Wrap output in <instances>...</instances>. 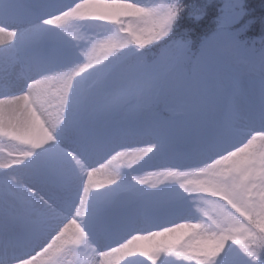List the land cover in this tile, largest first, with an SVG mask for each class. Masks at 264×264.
I'll return each instance as SVG.
<instances>
[{"label":"snow or ice","instance_id":"snow-or-ice-1","mask_svg":"<svg viewBox=\"0 0 264 264\" xmlns=\"http://www.w3.org/2000/svg\"><path fill=\"white\" fill-rule=\"evenodd\" d=\"M80 2L0 0V29L6 34L0 49L10 46L0 52V101L20 103L33 97L35 103L36 85L57 77L71 79L64 68L76 56L58 29L60 19ZM129 2L159 21L158 35L138 41L141 47L155 44V50L97 70L95 91L81 89L74 99L69 90L54 147L29 157L19 169L22 182L0 184V264H35L42 255L51 264H61L49 249L72 219L98 257L135 235L191 221L179 199L166 205V194L120 188L97 198L90 208L85 195L74 210L70 158L80 167L85 161L90 170L132 147L164 159L210 163L264 136V11L254 12L249 0H199L183 13L175 4L148 7L142 0ZM185 14L192 26L215 16L214 27L205 30L195 47L170 35L173 22ZM255 26L261 35L249 39L246 34ZM133 97L140 110L125 111ZM141 100H155L156 110L140 108ZM253 187L264 192L262 181L241 179L225 186L232 203H225L217 214L245 235L226 236L211 264H264V228L257 223L264 205ZM155 204L163 207L151 210Z\"/></svg>","mask_w":264,"mask_h":264},{"label":"rangeland","instance_id":"rangeland-1","mask_svg":"<svg viewBox=\"0 0 264 264\" xmlns=\"http://www.w3.org/2000/svg\"><path fill=\"white\" fill-rule=\"evenodd\" d=\"M173 1L142 0L143 5L148 7H156L161 3L172 4ZM59 22L62 27L58 31L72 46L76 56L64 68L71 79L57 77L43 85H36L35 103L33 97L24 98L20 103L5 104L0 101V184L15 186L22 182L19 169L29 163V157L34 152L47 153L54 147L53 136L61 133L56 125L69 90L74 99L81 89L95 91L99 86L97 70L105 69L125 57L146 53L138 41L150 40L159 33V21L149 18L142 7L129 0H81ZM4 38L6 34L0 29V39ZM175 40L185 42L189 38ZM9 48V45H5L0 52ZM76 66L77 69L72 71ZM85 67L90 70L92 79L82 84L79 79ZM156 103L155 100L147 103L140 101L141 108L145 110H156ZM137 107V99L133 97L125 105V111H138ZM160 111H164L162 107ZM262 138L257 135L240 151L231 152L214 164L199 159L195 162L177 160V163L172 159L174 162L169 163L165 159V163L158 164L162 168L157 166L158 169H155L152 164L150 166L151 157L143 164L141 159L144 154L129 147L136 158L135 163L118 158L109 165L102 163L93 167L98 168V172L92 175L93 168L89 170L85 162L86 172L80 177L78 169L73 167L72 158L69 159V167L75 177V184L69 191L75 201L74 210L84 200L80 191L87 177H91L88 188L93 187L96 196L91 201H85L89 208L97 198L120 188L151 196L166 194V205L179 199L184 215L191 217V221L143 234L142 237H145L135 243V250L127 254L120 255L118 249L113 248L98 257L94 245L83 243L82 235L72 219L53 242L49 254L61 264H97L98 259L103 264H211L213 254L225 242L226 236L239 239L245 235L243 230L235 231L217 214V210L225 203H232L226 194V185L231 186L241 179L249 183L264 182ZM251 191L264 205V192L258 193L255 187ZM161 207L163 205L155 204L151 210ZM240 214L249 219L243 209H240ZM260 217L262 220L258 218L257 223L264 228V211ZM35 264H51V260L42 255Z\"/></svg>","mask_w":264,"mask_h":264},{"label":"bare ground","instance_id":"bare-ground-1","mask_svg":"<svg viewBox=\"0 0 264 264\" xmlns=\"http://www.w3.org/2000/svg\"><path fill=\"white\" fill-rule=\"evenodd\" d=\"M81 64V63H80ZM78 66H80V65H78ZM78 66H76L74 69H72V71H75L76 69H77V67ZM81 77H80V79L79 80H81V83L83 84V83H85V82H89L92 78H90L91 76H92V74H90V70L88 69V68H84L83 70H82V72H81ZM90 79V80H89ZM44 83H46V82H44ZM44 83H41L40 85H43ZM39 85V84H38ZM25 98H30V97H25ZM142 106L140 105V108H141ZM137 109L138 110H140L138 107H137ZM260 136V135H259ZM262 137H264V136H262ZM262 139H264V138H262ZM240 149L241 148H239L238 150H236V151H234V153L235 152H238V151H240ZM144 154V153H143ZM231 153H229L228 155H226V156H229ZM143 158L141 159V161H142V163L143 164H145L146 163V161L149 159V157H151L152 159V161L150 162V166H151V164L153 165V168H155V169H158L157 168V166H159L160 168H162L161 167V164H163V163H165L164 162V158H161L157 153H154V154H151V155H146V154H144L143 156H142ZM118 158H123V159H125V162H127V160H130V161H132V162H134L135 163V161L134 160H136V158L134 157V155L130 152V150L129 149H126V150H124V151H122V152H119V153H117L116 155H114L113 157H111L110 159H108L107 161H105L104 162V164L105 165H109V163L111 162V161H114V160H117ZM224 157H221V158H219V159H216V160H213V161H211L210 163H212V164H214V162L215 163H219L220 161H222V159H223ZM71 159V158H70ZM72 160H73V163H74V165H73V167H75L76 169H78V175L81 177H83L84 176V174H85V161H81V164L83 165V167H80V166H78L77 164H76V162H75V158H72ZM168 161H169V163H171L173 160L172 159H168ZM175 161V163H177V160H174ZM173 161V162H174ZM195 161H198V160H194V162ZM199 161H202L201 159H199ZM186 162V161H185ZM159 163H161L160 165H158ZM133 164V163H132ZM147 164H149V163H147ZM87 165V164H86ZM152 167V166H151ZM101 168V167H100ZM159 168V169H160ZM154 169V170H155ZM166 169V168H165ZM93 170H94V172H92V175H94V174H96V172H98V168H93ZM92 170V171H93ZM92 179H93V177H92ZM90 180H91V177H87V180H86V182H85V184L83 185V187H82V190L80 191L81 192V196H82V199H85V195L87 196V199H88V201H91V200H93V198L96 196V194L95 193H93V187H89L88 188V186L90 185ZM84 190H86V193H85V191ZM74 223H75V225H77V230H78V232L82 235V240H83V243L84 244H90L91 242L90 241H86L85 240V235H84V231H83V229L80 227V225L76 222V220L74 219ZM182 225H184L183 223H181ZM147 234V233H146ZM143 235H135V236H133L131 239H129V240H127L123 245H121L120 247H117L116 249H118V252L120 253V255H122V254H127L128 252H131V251H133V250H135V246H136V242L137 241H139V240H141L142 238H144V237H142Z\"/></svg>","mask_w":264,"mask_h":264},{"label":"trees","instance_id":"trees-1","mask_svg":"<svg viewBox=\"0 0 264 264\" xmlns=\"http://www.w3.org/2000/svg\"><path fill=\"white\" fill-rule=\"evenodd\" d=\"M199 0H174L172 4L177 5L180 7L181 12L188 5H193ZM250 5L252 6V10L256 13L260 11H264V0H249ZM215 19V16H206L204 20L198 22L197 26H192L188 23L187 15L185 14L181 19L180 16L173 22L171 25V33L170 35L175 40L176 38H189V41L193 42V47L196 46L199 42V38L205 34V30L213 27L212 21ZM261 35L259 26H255L254 29H250L246 36L249 39L258 38ZM167 39V37H165ZM146 52L155 50V45H152L149 48L144 49ZM261 218L262 217H258ZM243 236V235H242ZM250 243V240L247 241Z\"/></svg>","mask_w":264,"mask_h":264}]
</instances>
